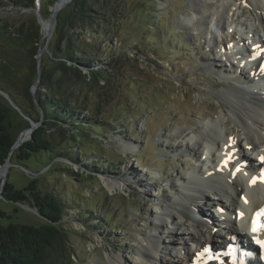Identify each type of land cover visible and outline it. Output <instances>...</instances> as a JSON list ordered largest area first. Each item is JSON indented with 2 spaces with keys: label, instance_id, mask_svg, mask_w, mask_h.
Instances as JSON below:
<instances>
[{
  "label": "rangeland",
  "instance_id": "1",
  "mask_svg": "<svg viewBox=\"0 0 264 264\" xmlns=\"http://www.w3.org/2000/svg\"><path fill=\"white\" fill-rule=\"evenodd\" d=\"M192 1L124 0L129 12L115 30H101L97 40L104 67L109 57H116L112 86L100 99L95 118L104 129L87 130V136L76 141L54 135L58 142L53 152L42 151L24 162L9 161L4 176L16 188L36 180L39 188L62 199L65 213L61 223L71 254L69 264H103L107 255L114 254L128 262L138 261L137 251L154 233L153 225L167 199L176 194L189 172L203 170L202 148L195 147L191 152L179 147L186 141L185 134H197L210 119L229 110L223 93L230 91L234 82L221 77L219 71L227 72L228 65L219 55L222 50L197 29L200 19L192 23L185 19L192 17ZM54 2L43 3V8H48L45 22L50 19ZM219 2L235 5L239 0H210L200 11L211 13ZM13 8L8 0H0V18L17 24L34 11ZM241 9L248 11V7ZM246 16L241 20L252 23L249 12ZM43 36L42 31L45 40ZM83 36L90 40L93 33ZM51 38L52 34L46 46L43 42L40 62L50 54ZM93 62L97 66V61ZM19 103L21 107L16 106L20 112L10 105L22 121L33 116L29 103L23 99ZM225 119L235 130L236 124ZM66 148L80 150V161L73 163L67 160L69 155H55ZM108 178L121 184L110 187ZM210 196L205 193L206 199ZM23 205L0 198V211L10 216L0 217V226L9 222L43 223L36 209ZM211 210L203 208L215 221L219 213ZM163 223L166 227L160 230L158 239L167 249L160 254L175 264L167 252L171 247L181 252L194 247L185 234V228L192 225L186 221L184 229L177 231L171 220ZM171 239L174 246H167Z\"/></svg>",
  "mask_w": 264,
  "mask_h": 264
},
{
  "label": "trees",
  "instance_id": "2",
  "mask_svg": "<svg viewBox=\"0 0 264 264\" xmlns=\"http://www.w3.org/2000/svg\"><path fill=\"white\" fill-rule=\"evenodd\" d=\"M8 1L10 8L16 7L18 11H33L36 6V0ZM45 1L48 2L41 0L43 18L48 14V8H43ZM127 12L124 0H70L56 13L50 54L40 62L35 93L43 121L29 139L11 149L17 135L29 122L22 121L21 115L0 94V165L7 158L24 162L42 151L53 152L58 142L54 135L76 141L87 136V130L104 129L96 117L100 99L112 86L116 57H109L104 67L97 40L101 30H115ZM30 14L17 24L0 18V89L15 105L20 106V99L29 103L33 116L27 117L38 121L31 87L38 76L35 55L45 40L34 11ZM89 32L93 36L87 40L83 34ZM93 61H97V66ZM24 68L27 70L23 71ZM79 153L80 150L66 148L55 155H69L67 160L74 163L80 161ZM1 194L8 202L35 208L43 223L39 226L20 222L1 225L0 264H69L71 254L61 223L65 213L62 199L39 188L36 180L20 189L6 180ZM0 217L10 218L2 211Z\"/></svg>",
  "mask_w": 264,
  "mask_h": 264
},
{
  "label": "bare ground",
  "instance_id": "3",
  "mask_svg": "<svg viewBox=\"0 0 264 264\" xmlns=\"http://www.w3.org/2000/svg\"><path fill=\"white\" fill-rule=\"evenodd\" d=\"M209 1H192V17L186 16L185 19L192 23L198 17L200 21L197 29L203 30L208 37V42L219 47L223 53L227 52L225 45L230 41H236L235 51L242 48L240 45L242 43L246 51L251 50L249 56H255L253 67L245 70L241 65L242 60L233 61L232 59L233 62L229 60V63H226L229 72L219 71L224 80L234 82V85L229 86L231 90L223 93V99L229 110L226 113H220L215 119H210L197 134L190 130L192 135H184L186 141L179 149L192 152L195 147H204L206 162L203 163L204 167L203 170H199L200 172L194 170L189 172L178 186L176 194L167 199L159 213L158 222L153 225L154 233L147 237V242L137 251L138 261L128 262L121 255L114 254L107 255V262L103 264H170L169 260L160 254V250L167 249L158 239V233L166 227H164V220H171L177 231L184 229L186 221L191 222L192 228L186 227L185 234L194 247L184 248L182 252L171 247L167 255L175 264H193L199 253L198 250L206 245L220 249L222 244L225 251L233 233L241 230L240 222L233 220L236 208L249 207V210L252 207L260 209L264 206V191L259 188V185H262L259 176L255 173L251 180V189L246 190L249 179L242 173L234 171L238 161H247L248 163L245 164L250 167L264 162V88L261 92L256 84L258 81L251 78V72L260 75L262 73L260 69L264 66V49L253 48L254 43L260 48L264 46V34L256 36L259 27L264 31V0H239V3L235 5L219 2L217 9L214 8L215 10L211 13L205 14L200 11V8ZM160 3L162 4V1ZM241 5L248 7L247 12L253 19L252 23L241 20L247 17V12L241 9ZM46 25L47 22L44 23V27ZM250 33L256 36L253 37V41L246 40ZM209 67L216 68V65L209 64ZM217 69L221 68L217 67ZM225 111L226 107L223 106V112ZM227 117L236 124L235 130L226 123ZM220 144L234 145L233 149L239 155H231L228 168L221 165L223 161L220 154L224 150L218 151ZM236 146L239 147L238 150L234 148ZM210 163L211 167L208 166ZM106 183L110 187L121 184L111 178L106 179ZM207 192L211 194L209 199L205 197ZM212 197L213 202L210 201ZM241 202L249 204L246 206ZM210 203L222 209L218 211L219 218L215 221H212L203 211V207H209ZM212 208L215 209L214 206ZM246 228L249 230L248 226ZM169 235L173 236L171 233ZM254 236L259 241H264V237L261 238L259 234ZM177 238L180 239V236ZM173 240L171 239L167 246H174ZM260 248L264 250L261 245L253 247L252 250L256 253ZM255 257L256 260L250 261V264H264L257 253Z\"/></svg>",
  "mask_w": 264,
  "mask_h": 264
},
{
  "label": "water",
  "instance_id": "4",
  "mask_svg": "<svg viewBox=\"0 0 264 264\" xmlns=\"http://www.w3.org/2000/svg\"><path fill=\"white\" fill-rule=\"evenodd\" d=\"M68 0H56L53 4V7H52V13H51V16H50V19L47 21V25L44 27V18L42 16V5H41V0H36V6L35 8L33 9L34 10V13L36 15V18H37V21L38 23L40 24V28L41 30H44V38H45V45L48 43L49 41V38L51 37V34H52V28L54 26V22H55V16H56V13L57 11L67 2ZM40 47L35 55V58L37 60V72H38V76H37V80L36 82L33 84V86L31 87V94H32V97H33V102L35 104V107L38 111V114H39V120L38 121H34L30 118L27 117V120L29 122V126L25 129H23L16 137L11 149H14L18 146H20L25 140L29 139L31 137V133L33 132V130H35L38 126L41 125L42 121H43V114H42V111L39 109L36 101H37V98H36V89H37V85H38V81H39V71H40V54L41 52L44 50L45 47ZM0 94L2 96H4L8 101L9 103L18 111L20 112V109L13 103V101L11 100L10 96L5 92L3 91L2 89H0ZM10 165L9 163V160L8 158L6 159V161L0 165V178H1V182H0V198L4 199V197L2 196L1 192H2V189H3V186L5 185L6 183V178L4 176L5 174V171H6V168L7 166ZM19 205H22L24 206L23 204H19ZM30 209L33 210L35 208H31L30 206ZM39 215V214H38Z\"/></svg>",
  "mask_w": 264,
  "mask_h": 264
},
{
  "label": "snow or ice",
  "instance_id": "5",
  "mask_svg": "<svg viewBox=\"0 0 264 264\" xmlns=\"http://www.w3.org/2000/svg\"><path fill=\"white\" fill-rule=\"evenodd\" d=\"M254 182V181H253ZM260 214H264V209H261L260 213H258V215ZM258 227H264V225H257L254 221V225H253V231L255 232ZM256 243L260 244L262 248H264V241H259L257 240ZM205 251H207V249H205Z\"/></svg>",
  "mask_w": 264,
  "mask_h": 264
}]
</instances>
